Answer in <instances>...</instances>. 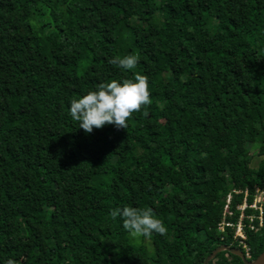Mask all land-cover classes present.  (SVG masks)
<instances>
[{
  "label": "trees",
  "instance_id": "obj_1",
  "mask_svg": "<svg viewBox=\"0 0 264 264\" xmlns=\"http://www.w3.org/2000/svg\"><path fill=\"white\" fill-rule=\"evenodd\" d=\"M121 30L129 31L126 51ZM139 56L119 68L117 56ZM147 75L152 104L91 134L70 102ZM264 0H0V264H205L264 191ZM152 208L167 235L110 216ZM248 214H259L248 208ZM244 228L251 260L264 226ZM254 225L259 227V220ZM137 239H139L137 241ZM210 264H245L229 251Z\"/></svg>",
  "mask_w": 264,
  "mask_h": 264
},
{
  "label": "clouds",
  "instance_id": "obj_2",
  "mask_svg": "<svg viewBox=\"0 0 264 264\" xmlns=\"http://www.w3.org/2000/svg\"><path fill=\"white\" fill-rule=\"evenodd\" d=\"M139 56L117 55L109 63L131 70L137 67ZM152 104L149 78L136 73L134 79L111 80L99 83L96 90L89 91L81 98L70 102L71 118L79 123V128L91 134L94 129L114 125L117 129H127L134 113L140 112ZM113 220L120 217L123 228L133 237L151 238L153 233L167 235V227L161 219L155 217L152 208L124 206L110 212ZM245 253V252H244ZM6 264H19L15 259H8Z\"/></svg>",
  "mask_w": 264,
  "mask_h": 264
},
{
  "label": "built area",
  "instance_id": "obj_3",
  "mask_svg": "<svg viewBox=\"0 0 264 264\" xmlns=\"http://www.w3.org/2000/svg\"><path fill=\"white\" fill-rule=\"evenodd\" d=\"M235 192L244 194L243 203L238 205V209L240 210L238 221L232 222L227 219L228 215H232L230 202L232 200L233 195L231 193L227 197V204L224 208V220L222 223H220L218 229L220 232H223L227 227L232 228L234 230V239L237 240L241 247H243L247 258L251 259L250 247L246 243L247 236L244 230V228L246 227L245 219L249 221L247 227L252 231H258L264 226V191L257 188L255 190L254 198L251 203L248 201V198L251 194L249 189L235 190ZM248 208H250V210L258 212L259 214H248L246 212ZM255 219L259 220V227H256L254 225Z\"/></svg>",
  "mask_w": 264,
  "mask_h": 264
},
{
  "label": "water",
  "instance_id": "obj_4",
  "mask_svg": "<svg viewBox=\"0 0 264 264\" xmlns=\"http://www.w3.org/2000/svg\"><path fill=\"white\" fill-rule=\"evenodd\" d=\"M222 251H229L233 255L240 257L244 260L245 264H264V251L257 257L256 260H251L250 258H247L246 254L242 250L227 244L221 245L220 247L218 246L216 249H214V251L206 257L205 264H210V261L213 259V257L218 252L220 253Z\"/></svg>",
  "mask_w": 264,
  "mask_h": 264
},
{
  "label": "rangeland",
  "instance_id": "obj_5",
  "mask_svg": "<svg viewBox=\"0 0 264 264\" xmlns=\"http://www.w3.org/2000/svg\"><path fill=\"white\" fill-rule=\"evenodd\" d=\"M120 35H121V38H120V46H121V48L124 49V51H126L127 48H128V45H129V40H127V39L129 38L130 33L127 30H121ZM253 153H254V157H255L254 162H253V167L258 168L260 166V163H261L262 159L264 158V156L263 155H260V153H259V147H256L255 149H253ZM138 240L139 239H137V241Z\"/></svg>",
  "mask_w": 264,
  "mask_h": 264
}]
</instances>
